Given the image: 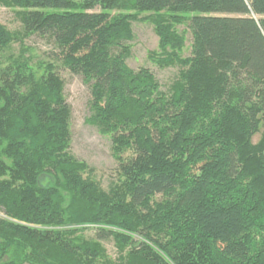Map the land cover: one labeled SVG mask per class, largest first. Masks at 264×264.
I'll return each mask as SVG.
<instances>
[{
  "label": "trees",
  "instance_id": "obj_1",
  "mask_svg": "<svg viewBox=\"0 0 264 264\" xmlns=\"http://www.w3.org/2000/svg\"><path fill=\"white\" fill-rule=\"evenodd\" d=\"M0 6L21 24L0 25V264H264V0ZM137 21L158 38L149 59L179 67L167 92L126 64ZM185 21L187 58L174 30ZM35 34L89 86L87 123L110 138L118 164L107 191L69 153L64 83L22 46Z\"/></svg>",
  "mask_w": 264,
  "mask_h": 264
},
{
  "label": "rangeland",
  "instance_id": "obj_2",
  "mask_svg": "<svg viewBox=\"0 0 264 264\" xmlns=\"http://www.w3.org/2000/svg\"><path fill=\"white\" fill-rule=\"evenodd\" d=\"M92 12H99V8H95ZM147 15L143 14L140 17ZM0 25L10 32H20L21 30V24L16 18L14 11L2 6H0ZM131 30L133 39L128 42L131 49L126 59L127 66L134 71L139 68L148 69L158 82L161 91L167 92L170 85L177 79L179 67L160 68L149 59V53L159 52L158 38L153 25L149 21L132 22ZM174 30L184 39V46L180 51V56L183 58L189 57L192 36L188 28V22L185 21L174 26ZM22 46L27 48L26 57H30L31 64L34 67L42 63H49L55 66L56 72L64 83L63 94L70 107L69 153L76 160L84 162L91 170L89 176L104 191H107L118 180V164L112 155L110 138L101 135L94 126L87 123V118L90 115L89 86L83 82L80 75L70 72L62 65L61 49L50 36L32 35L23 39ZM20 48L19 43H13L6 55H17ZM1 61H4V59ZM5 64L6 62L2 65ZM258 139L259 135L254 136L253 143H256ZM84 235L90 239L94 237L92 231H87ZM102 245L107 256L114 261L117 253L113 242L111 240H104L102 241Z\"/></svg>",
  "mask_w": 264,
  "mask_h": 264
}]
</instances>
